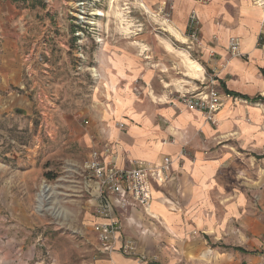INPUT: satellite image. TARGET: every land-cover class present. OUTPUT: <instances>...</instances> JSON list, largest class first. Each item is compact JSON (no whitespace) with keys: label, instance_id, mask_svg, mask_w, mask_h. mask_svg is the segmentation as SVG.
<instances>
[{"label":"rangeland","instance_id":"1","mask_svg":"<svg viewBox=\"0 0 264 264\" xmlns=\"http://www.w3.org/2000/svg\"><path fill=\"white\" fill-rule=\"evenodd\" d=\"M76 1L26 4L23 30L36 47L23 75L35 125L0 122V264H94L100 251L85 161L93 151L103 156L112 134L135 122L131 114L155 118L157 103L183 104L180 93L208 79L220 89L202 69L199 15L202 45L190 36L188 16L196 10L184 8L192 1L87 0L78 8ZM261 65L264 73V58ZM255 97L263 147L254 155L264 161V94ZM259 187L264 193V164ZM248 252L264 264V241Z\"/></svg>","mask_w":264,"mask_h":264},{"label":"crops","instance_id":"2","mask_svg":"<svg viewBox=\"0 0 264 264\" xmlns=\"http://www.w3.org/2000/svg\"><path fill=\"white\" fill-rule=\"evenodd\" d=\"M27 1L0 0V122L24 118L31 127L35 103L23 70L36 40L23 30ZM190 1L184 11L195 9L203 21L202 69L213 72L227 97L212 120L178 101L176 107L157 103L155 118L133 113L135 122L126 120L128 128L112 134L102 149L106 162L123 167L127 160L159 162L167 155L170 179L155 188L147 210L117 212L120 239L134 241L136 256L99 250L94 264L262 263L260 254L248 251L264 241V161L255 157L263 147V118L252 98L264 94V53L257 43L264 11L254 0ZM232 36L247 59L229 55ZM94 216V223L102 221Z\"/></svg>","mask_w":264,"mask_h":264},{"label":"built area","instance_id":"3","mask_svg":"<svg viewBox=\"0 0 264 264\" xmlns=\"http://www.w3.org/2000/svg\"><path fill=\"white\" fill-rule=\"evenodd\" d=\"M197 4H208L211 0H193ZM79 6H86L87 0H78ZM254 4L264 11V0H254ZM191 26V38L197 45H202L198 38L199 16L192 10L188 16ZM258 47L264 53V16L261 19V30L258 36ZM227 51L231 57L247 59L248 54L239 49L237 37L228 39ZM213 79L190 91L181 92L179 101L187 108L201 112L207 120H212L222 107L227 97L214 86ZM123 126V123H120ZM128 166L118 167L106 162L97 151L83 165L84 182L91 195L94 215L102 221L93 223L92 228L97 237L99 250L104 254L119 252L125 256H136V246L130 238L120 239L122 224L117 212L124 213L130 207H141L147 210L153 199L156 187L170 179L168 175L172 160L165 155L159 162L129 160ZM142 260L144 257L137 255Z\"/></svg>","mask_w":264,"mask_h":264},{"label":"bare ground","instance_id":"4","mask_svg":"<svg viewBox=\"0 0 264 264\" xmlns=\"http://www.w3.org/2000/svg\"><path fill=\"white\" fill-rule=\"evenodd\" d=\"M79 4H80V3H76V6H75V7L78 8V7H79ZM143 6H144V5H143ZM77 8H76V9H77ZM73 9H74V7H73ZM72 12H73V11H72ZM73 13H74V12H73ZM97 13H98V14H101L100 12H97ZM82 18H83V17H82ZM82 18H81V16L79 17V19H82ZM191 63H192L191 65H195L197 68L200 66V65H199L197 62H195L194 60H191ZM197 68H196V69H197ZM198 69H199V68H198ZM47 190H48V187H47V186H44V187H43V190H42V192H41V195H40V200L43 199V198L45 197V192H46Z\"/></svg>","mask_w":264,"mask_h":264},{"label":"trees","instance_id":"5","mask_svg":"<svg viewBox=\"0 0 264 264\" xmlns=\"http://www.w3.org/2000/svg\"><path fill=\"white\" fill-rule=\"evenodd\" d=\"M16 1V0H15ZM18 1H22V2H25L26 0H18ZM264 74V73H263ZM247 98V97H245ZM256 97H253V99L255 100Z\"/></svg>","mask_w":264,"mask_h":264}]
</instances>
